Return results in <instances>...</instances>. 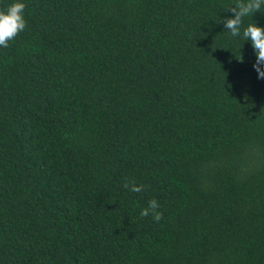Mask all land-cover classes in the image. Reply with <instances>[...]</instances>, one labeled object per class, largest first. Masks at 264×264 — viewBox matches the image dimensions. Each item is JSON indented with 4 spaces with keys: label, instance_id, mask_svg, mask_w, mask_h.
Returning <instances> with one entry per match:
<instances>
[{
    "label": "trees",
    "instance_id": "1",
    "mask_svg": "<svg viewBox=\"0 0 264 264\" xmlns=\"http://www.w3.org/2000/svg\"><path fill=\"white\" fill-rule=\"evenodd\" d=\"M21 2L0 47V264H264V79L224 28L235 0Z\"/></svg>",
    "mask_w": 264,
    "mask_h": 264
},
{
    "label": "clouds",
    "instance_id": "2",
    "mask_svg": "<svg viewBox=\"0 0 264 264\" xmlns=\"http://www.w3.org/2000/svg\"><path fill=\"white\" fill-rule=\"evenodd\" d=\"M26 4L21 0H15L7 7L6 11H0V47L7 48L9 41L15 39L27 26V21L24 17ZM264 0H235L234 4L226 7L225 12L230 11L233 15L223 20L224 28L231 37H241L244 41H250L255 51L256 62L253 65L258 73V79H264V27L258 25V22L244 25V18L254 16L255 13H264ZM243 27V31L241 29ZM241 63L244 62L243 55L237 58ZM249 97L244 96V101L247 102ZM248 107L250 104L242 105ZM125 189L131 192L139 193L144 190L143 185H137L134 180L125 179L123 184ZM160 205L156 199L149 201L148 206L141 210L142 217L152 215L156 222L163 218V213L159 211Z\"/></svg>",
    "mask_w": 264,
    "mask_h": 264
}]
</instances>
